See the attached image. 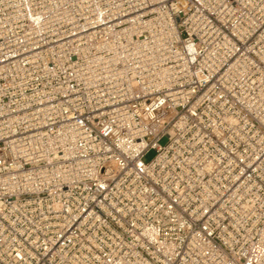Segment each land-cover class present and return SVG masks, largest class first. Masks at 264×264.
Returning a JSON list of instances; mask_svg holds the SVG:
<instances>
[{
  "label": "built area",
  "instance_id": "obj_1",
  "mask_svg": "<svg viewBox=\"0 0 264 264\" xmlns=\"http://www.w3.org/2000/svg\"><path fill=\"white\" fill-rule=\"evenodd\" d=\"M0 264H264V0H0Z\"/></svg>",
  "mask_w": 264,
  "mask_h": 264
},
{
  "label": "rangeland",
  "instance_id": "obj_2",
  "mask_svg": "<svg viewBox=\"0 0 264 264\" xmlns=\"http://www.w3.org/2000/svg\"><path fill=\"white\" fill-rule=\"evenodd\" d=\"M166 142H167V139H166V138H163V139L160 140L159 143H160L161 145H164ZM155 154H156V151H155L154 149H149V150L144 154V156H143V160H144L145 162H148V161H150V160L153 159V157L155 156Z\"/></svg>",
  "mask_w": 264,
  "mask_h": 264
}]
</instances>
